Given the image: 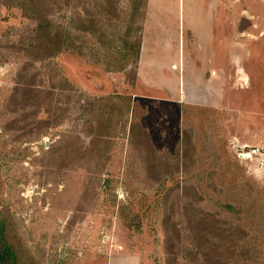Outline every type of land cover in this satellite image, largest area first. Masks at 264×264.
<instances>
[{
    "label": "rangeland",
    "instance_id": "374dc122",
    "mask_svg": "<svg viewBox=\"0 0 264 264\" xmlns=\"http://www.w3.org/2000/svg\"><path fill=\"white\" fill-rule=\"evenodd\" d=\"M147 5L149 34L169 41L167 50L148 42L159 60L154 70L173 74L168 92L140 83L133 58L125 71H113L118 52L134 55L140 44ZM210 8L230 17L234 79L244 68L264 71V0H73L52 21L71 33L78 50L43 61L21 50L33 37V21L16 5L0 6V209L42 264H191L183 205L196 195L203 210L246 233L228 263L264 264V143L237 139L248 111L240 87L231 107L224 99L201 106L194 95L196 62L204 59L206 71L214 65ZM20 77L50 95L37 115L7 101ZM121 96L134 106L126 116L115 100ZM255 112L264 116V107ZM131 120L146 130L156 154L168 156L159 182L143 172L129 140ZM99 121L110 122L101 162L89 155ZM242 149L260 151L244 159ZM165 211L179 224L177 256L164 250Z\"/></svg>",
    "mask_w": 264,
    "mask_h": 264
},
{
    "label": "trees",
    "instance_id": "16d2710c",
    "mask_svg": "<svg viewBox=\"0 0 264 264\" xmlns=\"http://www.w3.org/2000/svg\"><path fill=\"white\" fill-rule=\"evenodd\" d=\"M73 0H0V6H14L21 10L24 18L33 21L34 30L28 47L21 50L26 54L33 52L36 59L47 60L72 50H78L74 45L66 28L61 24H55L52 16L61 14L69 9ZM81 31L89 32L86 26ZM120 60L115 65L114 72H123L132 62H136L139 54V41L134 55L128 51H123ZM31 60H35L33 57ZM21 74V71L19 72ZM18 81L8 97V103L18 109H34L36 115L41 111L49 100V93L46 94L29 84V79ZM24 78V77H23ZM25 79V78H24ZM115 100L120 106L123 115H128L131 108H134L130 97H116ZM114 105H117L113 103ZM120 111L119 109H116ZM114 108L112 107L111 115ZM32 114V112H31ZM29 115H24L26 117ZM21 118V124L23 122ZM15 120L13 123H16ZM108 123L99 121L96 126V133L92 134L91 150L89 155L97 161L103 160L106 156L108 146ZM130 142L136 144L138 156L143 165V172L146 178L159 182L160 176H166L167 154L158 155L153 151L146 130L139 122H130ZM179 153L175 154L176 169L178 171ZM187 156L185 153L183 157ZM166 174V175H165ZM184 196L187 187H185ZM189 192V191H187ZM191 194V193H190ZM194 194V192H193ZM191 194V196L193 195ZM196 201L186 200L183 205V222L188 230L190 244L193 250L190 251L189 259L191 264H229L238 254L239 243L245 238L246 233L229 222L216 218L201 208L202 198L196 195ZM188 199V197H187ZM164 212L162 217V228L164 231L163 245L164 250L171 256H177L181 244V234L179 224L174 220L173 213ZM11 230V233H10ZM0 264H42L41 259L36 257L33 252L25 245L24 240L14 230L10 228L9 222L0 209Z\"/></svg>",
    "mask_w": 264,
    "mask_h": 264
},
{
    "label": "crops",
    "instance_id": "0c3cea01",
    "mask_svg": "<svg viewBox=\"0 0 264 264\" xmlns=\"http://www.w3.org/2000/svg\"><path fill=\"white\" fill-rule=\"evenodd\" d=\"M150 5H147L145 8L144 23L140 36L139 44V54L135 62V71H137V77H139V82L146 83L145 85L149 88H157L160 91H170L174 90V87H171L170 74L171 71L157 73L154 69L159 65V60L152 56L149 49V43H158L157 48L162 50L168 49L167 39L166 41L159 37L156 41L153 38V34H149L150 26H148V10ZM210 19V28L211 36H208L209 40L212 42L213 53L212 58L209 57V63H214L213 66H210L211 71H206L203 65L206 63L204 59L203 64L200 65L199 62H196V68L200 66V71H195L193 82L195 85V93L199 99V103L205 105V101L208 100L211 103L215 104L218 100H225L226 106L231 107L234 104L235 97L233 95V90L235 86L240 87L242 91V105L248 107L247 112H243V117L241 118V132L242 138L237 137L238 141H253V147H262L264 143V116L256 113V109L264 107V71H254L253 68L249 71L245 70L237 71L238 80L235 78V72L232 71L233 65V41H232V25L226 16V13H223L222 9L214 8L209 11ZM148 26V27H147ZM261 37V36H259ZM257 37L258 40L260 38ZM153 38V39H152ZM149 42V43H148ZM162 44V45H161ZM164 45L162 48L161 46ZM206 48V47H205ZM257 53H260V50H257ZM203 54V49L202 53ZM248 60H250L251 51L248 49L245 53ZM207 56L205 57V59ZM249 62V61H248ZM259 60L257 61V63ZM129 64L127 67H129ZM212 65V64H211ZM127 69V68H126ZM209 72V76L206 77V74ZM170 73V74H169ZM148 75V78L155 77L156 83L151 86L148 80L145 81L144 76ZM140 76L142 77L140 81ZM173 76V74H172ZM176 80V76L174 75ZM178 90L180 89V84L178 85V80L175 82ZM225 84V94L223 91L218 92V86ZM236 84V85H235ZM222 92V93H221ZM218 94V95H217ZM210 99V100H209ZM207 102V101H206ZM215 106H218L217 102ZM232 112V111H231ZM230 122V120H229ZM233 123V119L231 121ZM241 139V140H240Z\"/></svg>",
    "mask_w": 264,
    "mask_h": 264
},
{
    "label": "built area",
    "instance_id": "2783aa9c",
    "mask_svg": "<svg viewBox=\"0 0 264 264\" xmlns=\"http://www.w3.org/2000/svg\"><path fill=\"white\" fill-rule=\"evenodd\" d=\"M259 149H253L251 151H244V149H242V153L240 154V157L241 158H244V159H248V158H251L252 156L256 155L259 153Z\"/></svg>",
    "mask_w": 264,
    "mask_h": 264
},
{
    "label": "water",
    "instance_id": "95a60500",
    "mask_svg": "<svg viewBox=\"0 0 264 264\" xmlns=\"http://www.w3.org/2000/svg\"><path fill=\"white\" fill-rule=\"evenodd\" d=\"M45 146H46V147H48V145H47V144H46Z\"/></svg>",
    "mask_w": 264,
    "mask_h": 264
}]
</instances>
